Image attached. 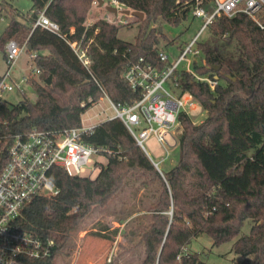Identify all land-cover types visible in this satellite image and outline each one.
Here are the masks:
<instances>
[{
	"label": "trees",
	"instance_id": "1",
	"mask_svg": "<svg viewBox=\"0 0 264 264\" xmlns=\"http://www.w3.org/2000/svg\"><path fill=\"white\" fill-rule=\"evenodd\" d=\"M120 1L145 13L133 42L120 39V26L103 19L86 28L93 0H31L28 11H11L10 21L0 35V48L5 56L8 40L26 43V50L36 53L34 61L40 73L30 80L37 93L35 101L25 94L11 106L0 102L2 144L34 128L80 126L81 114L100 95L124 104L138 98L122 77L126 65L140 56L157 60L161 39L166 38L157 22L179 24L192 13L195 0ZM214 3L202 0L209 11ZM42 11L60 25L62 35L80 39L85 33L84 43L92 39L88 68L62 36L33 27ZM198 46L206 64L195 60L194 69L216 77L218 83L212 89L188 72L179 78L180 90L193 94L206 115L194 123L188 114H179L178 162L162 175L120 118L98 123L82 136L85 142L105 148L101 153L108 159L89 181L91 199L84 196L81 177L58 170L70 192L78 196L68 197L70 200L63 204L67 187L54 174L61 193L29 208L27 221L57 236L54 254L33 264H55V255L80 231L93 207L106 206L125 191L132 175L141 179L144 188L154 187L158 193L147 197L148 202L141 198L140 208L119 218V223L126 221L128 226L124 233L127 240L134 241L133 246L139 243L144 247L140 264H209L200 252L189 249L192 239L206 234L213 245H219L237 238L247 219L252 221L250 231L238 237L232 249L245 257L242 264H264V29L245 14H222L210 24V37ZM218 65L215 70L213 66ZM83 101L86 107L81 105ZM72 179L78 180L76 186ZM134 187L133 193L137 194L140 187ZM142 211L145 213L132 216ZM63 214L68 216L67 223L62 232L56 233L54 221ZM119 231V226L110 228L108 223L99 222L91 233L114 240Z\"/></svg>",
	"mask_w": 264,
	"mask_h": 264
},
{
	"label": "built area",
	"instance_id": "2",
	"mask_svg": "<svg viewBox=\"0 0 264 264\" xmlns=\"http://www.w3.org/2000/svg\"><path fill=\"white\" fill-rule=\"evenodd\" d=\"M214 2L212 11H209L202 5V0H195L192 14L202 18L204 22L176 60H171L169 53L159 48L157 60L151 61L140 56L126 65L122 77L132 90L138 93V98L124 104L114 102L106 95L113 111L106 116V120L120 118L143 149V140L151 132H154L158 141L163 144L169 145L168 135L172 136L177 144L176 132L170 131L169 128L176 123L181 128L179 114L184 112L190 116V110L194 109L197 103L193 94L180 90L179 78L183 72L190 73L196 81L206 82L212 89L218 83L216 77L209 73L201 74L193 67L195 60L199 58L200 64H206L205 58L200 55L202 50L199 46L195 47L198 34L222 14L228 17L245 14L264 29V0ZM93 3L99 4V0H94ZM108 5L115 6L117 12H109L105 7ZM103 7L107 13L103 20L114 25L129 24L131 17H136L124 13L126 5L120 0L104 1ZM84 24L86 28L91 25L86 22ZM36 26L62 36L83 65L87 68L90 66L88 47L92 39L84 43L85 33L80 39L62 35L60 25L51 20L44 11L40 12L33 22V27ZM71 32H74L73 28ZM23 49H26V43L21 45L16 39H10L6 43L4 60L7 68L0 74V102L5 103L3 96L6 92L20 89L23 83H30V80L40 73V69L35 65L31 73L21 76L19 80L12 77L13 67ZM190 53L197 57L191 60L187 57ZM29 56L34 60L36 53H29ZM183 60L188 62L186 69L180 68ZM81 105L86 107L87 102L83 101ZM146 123L150 126L137 132L135 128ZM152 123H156L157 127L153 128ZM97 124L86 125L81 118L80 126L60 129L34 128L26 135H15L7 145L2 144L0 136V264H33L34 261L49 258L54 254L57 236L49 234L37 224L28 222L29 208L43 198L48 197L50 200V197L61 193V188L54 178L55 172L62 170L68 176L80 175L94 154L106 150L87 143L82 138L83 134L91 131ZM148 156L153 164L160 168L149 154ZM77 208L75 206L74 209ZM183 251L186 253L187 248ZM180 257L179 255V260ZM111 258L112 255L109 260Z\"/></svg>",
	"mask_w": 264,
	"mask_h": 264
},
{
	"label": "rangeland",
	"instance_id": "3",
	"mask_svg": "<svg viewBox=\"0 0 264 264\" xmlns=\"http://www.w3.org/2000/svg\"><path fill=\"white\" fill-rule=\"evenodd\" d=\"M94 1V0H93ZM110 1V0H104ZM31 0H0V35L5 30L7 24L11 18V11L19 13V11L26 12L31 7ZM1 7H4L1 9ZM127 7V6H126ZM126 7L124 9H126ZM107 13L103 6L98 3L92 2V7L87 14L86 23L94 24L97 20L106 17ZM19 17V16H18ZM23 19V17H21ZM142 19L137 17H131V22L129 24H120L118 26V37L125 41L133 42L138 33L139 23ZM204 20L200 17L193 16L192 13L182 20L177 25H172L164 21L157 22V25L163 27V32L166 34V38L161 39L159 48L160 50L167 51L170 55L171 60H176L187 44L194 38V36L200 30ZM210 37V26L198 34V41L195 45L198 46L200 42L206 41ZM7 43V42H6ZM6 43L4 46V51L6 50ZM201 56L203 54H200ZM191 60H194L197 56L194 54H188ZM201 59L199 58V61ZM35 62L29 56V52L23 49L16 64L13 67L12 77L20 79L21 76L27 75L32 72L35 68ZM188 67L187 60L181 62L180 68L186 69ZM7 65L4 60L3 50L0 48V74L4 73ZM37 78V75L35 76ZM12 82L14 79H10ZM27 95L31 101H35L37 98V93L30 83H23L20 89L15 88L13 91H8L4 94L3 98L7 105L17 104L23 99L24 95ZM79 94L73 98V104L77 103ZM113 111L110 108V102L107 96L100 95V98L92 104L88 109H86L82 114L81 118L84 119V124H97L101 120L105 119L108 114H112ZM206 115V110L204 106L197 100L196 107L190 110V118L194 123H198L204 119ZM91 117V119H90ZM150 126L146 123L143 126L136 127L135 129L139 132L144 127ZM153 128L157 127L156 123H152ZM179 125L176 123L175 126L169 128L170 131L176 132L175 137L178 138L179 135ZM169 145L163 144L158 141L154 132H151L144 140V150L151 156V158L158 163L161 174L164 175L163 171H167L173 165L178 162L180 156L179 144L175 143L172 136L168 135ZM168 152V153H167ZM107 156L103 153H96L92 156L91 162L86 166L85 171L82 172L79 177L82 181L80 184L84 196L91 199V189L89 181L94 179L102 165L107 164ZM55 172L57 180L64 185L66 188L63 190L64 202L67 203L70 199L68 197L78 196L73 195L68 189L66 179H64L61 173ZM130 176L129 187L125 191H121L115 198H113L109 204L106 206L95 205L93 207L92 213L87 216V218L82 223V228L78 233L70 239L66 247L60 253H57L54 257L55 264H140L144 258V247L141 244H135L134 241L127 240L125 232L128 226L123 223H119V218L125 217L126 213L132 209L140 208L139 205L141 198H144L148 202L149 196L152 193H156V188H144L141 183V179ZM74 186L78 184V180L72 179ZM134 186L140 187L137 194H134ZM71 193V195H70ZM158 193H156L157 195ZM69 195V196H68ZM151 200V199H150ZM146 202V203H147ZM69 213V212H68ZM145 211L140 213H135V215H142ZM66 214V213H65ZM131 216V217H132ZM129 217L128 219H130ZM68 216L62 215L55 219L53 229L56 233L63 231L65 224L67 223ZM99 222L108 223L110 228L119 226L121 232L115 236L114 240H107L98 236L93 235L91 232L98 228ZM252 221L250 219L245 220L244 225L241 228V232L238 237L248 234ZM237 237V238H238ZM231 239L223 242L219 245H213L212 239L206 235L202 234L194 237L189 244L190 250L194 252H200L205 261L209 264H242L244 256L239 253H235L232 249L234 241L237 239ZM110 255H112L111 260H109Z\"/></svg>",
	"mask_w": 264,
	"mask_h": 264
},
{
	"label": "water",
	"instance_id": "4",
	"mask_svg": "<svg viewBox=\"0 0 264 264\" xmlns=\"http://www.w3.org/2000/svg\"><path fill=\"white\" fill-rule=\"evenodd\" d=\"M99 4H100V6H103V5H104V0H99ZM105 7H106V9H107L109 12H113V13H116V12H117V8H116L115 6L108 5V6H105ZM124 13H126V14H132V15H134V16L140 18V19H143L144 16H145V13H144L143 11L133 10V9H131L130 7L126 8V9L124 10ZM160 29H161V28H160ZM28 48L31 49V46L29 45ZM219 67H220L219 65H218V66H213V68H214L215 70H218ZM144 151H145V150H144ZM145 152H146V151H145ZM146 153H147V152H146ZM156 168L158 169V171H160V169H159L158 167H156ZM160 173H161V171H160Z\"/></svg>",
	"mask_w": 264,
	"mask_h": 264
},
{
	"label": "crops",
	"instance_id": "5",
	"mask_svg": "<svg viewBox=\"0 0 264 264\" xmlns=\"http://www.w3.org/2000/svg\"><path fill=\"white\" fill-rule=\"evenodd\" d=\"M104 120H105V119L101 120L100 122H102V121H104ZM100 122H99V123H100ZM120 232H121V228H120ZM189 249H190V248H189Z\"/></svg>",
	"mask_w": 264,
	"mask_h": 264
}]
</instances>
